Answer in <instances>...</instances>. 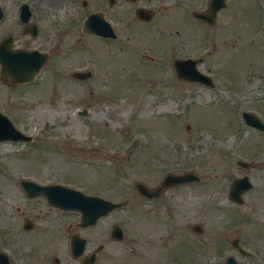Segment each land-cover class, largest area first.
Here are the masks:
<instances>
[{"label":"rangeland","instance_id":"rangeland-1","mask_svg":"<svg viewBox=\"0 0 264 264\" xmlns=\"http://www.w3.org/2000/svg\"><path fill=\"white\" fill-rule=\"evenodd\" d=\"M0 1L7 11L3 25H0V37L8 33L17 35L20 29L16 25V7L22 0ZM24 1L35 9L36 19L43 26V34L36 38V45L53 47L56 57L39 83L13 91L16 103L8 104L7 111L13 114L18 126L35 134L38 140L31 147H26L28 152L25 153L18 149L22 147L20 142L0 143V222L3 226L9 225L4 249H17L14 250L17 253L16 264H54L50 260L52 251L55 253L52 258L59 255L61 259L56 264L66 262V254L61 250L62 241L53 242L62 225L60 216H57L60 213H54L43 202L28 201L23 196L20 180L25 174L38 175L43 179L58 176L64 183L84 185L89 192L104 195H108L106 188L114 186L116 190H110L114 194L108 195L111 197L119 194L118 189L131 187L123 188L119 195L121 198L130 197L128 206L101 221V240L106 241V248L100 264H110L107 256L116 248L125 247L128 239L140 249L149 248L151 260L158 250L156 246L171 247L177 242V260L181 261L177 264H223L222 258L231 252L227 240L223 245L224 237L231 239L236 235L254 252L252 257H240L243 263L252 264V260L257 263L260 258L264 262V135L242 124L239 115L240 110H252L264 118V100L261 99V96L264 98V58L260 59L255 50L240 52L238 55L241 56L236 53V48L245 44V33L249 34L247 29L258 26V17L263 12L258 3L241 0V6L240 0H227V7L219 12L216 22L217 29H221L218 40L226 45L220 46L219 51L201 67L215 74L217 89L213 90L176 79L172 61L162 63L167 53L162 56L153 46L160 42L162 49H176L180 55L196 54L192 42L180 40L183 35L185 40L193 38V31L199 29L185 12L191 15L208 0H176L177 9L173 7V0H140L139 4L155 5L159 1L172 4L171 10L158 13L163 14L156 15L155 22L150 21L152 23L138 22L134 6L126 0H117L107 7L108 17L122 35L138 45L143 41L152 49L153 64L142 62L132 46L123 52L118 49L121 47L118 44H108L103 48L94 38H79L81 34L76 33L80 25L78 18H82L85 12L82 0ZM87 1L90 9L106 2ZM175 12L177 14H172ZM260 21L264 22V19ZM173 27H177L180 35L174 33ZM259 28L264 30V26ZM141 29L147 31V35L142 36ZM50 35L51 41L48 40ZM95 42L98 43V51H95ZM193 42L196 43V39ZM257 42L258 39L250 45ZM62 47L69 50L67 57H61ZM201 47L199 41L197 50ZM221 51H227L225 58ZM153 52H158L157 56ZM250 54L254 57L248 59ZM92 58L100 63L99 68ZM102 62L107 63L105 67ZM84 65L97 70L100 88L93 84L97 88L96 96L86 100L91 103L90 113L86 116L78 113L83 105L82 94L78 90L81 87L66 79L62 83L55 78H68L74 68ZM227 72L232 73V77ZM38 87H42L37 92L39 95L36 94ZM1 94L0 91V103ZM176 136L179 140L173 141ZM96 144L99 147L95 149L92 146ZM63 150L70 152L69 156L77 153L90 160L101 157L103 165L71 162L61 155ZM35 154H43L47 159L34 158ZM241 158L256 160L260 167L244 169L237 164ZM187 168L194 169L203 180L199 184L177 187V240L172 235L168 239L166 233L164 239H158L160 229L155 227L152 229L158 232L153 233L152 244L145 243L142 198L135 192L134 183L141 180L153 185L167 172H180ZM244 173L254 183V188L246 193L245 204L241 207L232 203L227 205L223 196L224 208L208 211L205 206L215 199V194L217 197L222 195V189L230 180ZM210 182H217V188L206 190L214 185ZM208 191L215 193L210 197ZM173 192L172 188L169 193ZM135 204L139 211L132 212ZM18 206L20 211L15 208ZM257 216L260 220L255 218ZM26 217L35 222L31 229L22 228ZM114 222L123 224L128 231L127 239L122 243L109 241L105 234ZM195 223L202 224L203 232L193 230L192 224ZM93 232L89 228L83 230L86 234ZM174 253V247L168 249L159 256V259H164L160 262L167 264L168 257ZM140 256H143L141 251Z\"/></svg>","mask_w":264,"mask_h":264},{"label":"water","instance_id":"water-1","mask_svg":"<svg viewBox=\"0 0 264 264\" xmlns=\"http://www.w3.org/2000/svg\"><path fill=\"white\" fill-rule=\"evenodd\" d=\"M218 7H220V6H217L216 8H218ZM215 12H216V11H215V9H214L213 13H215ZM20 78H22V77H20ZM262 127H264V126L262 125ZM81 209L86 210L85 206H82Z\"/></svg>","mask_w":264,"mask_h":264},{"label":"flooded vegetation","instance_id":"flooded-vegetation-1","mask_svg":"<svg viewBox=\"0 0 264 264\" xmlns=\"http://www.w3.org/2000/svg\"><path fill=\"white\" fill-rule=\"evenodd\" d=\"M176 201V213H177V200H175Z\"/></svg>","mask_w":264,"mask_h":264}]
</instances>
